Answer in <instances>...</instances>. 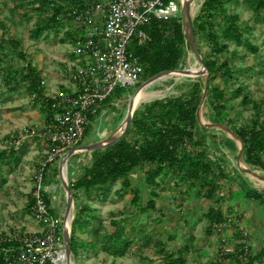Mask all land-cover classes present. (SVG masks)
I'll list each match as a JSON object with an SVG mask.
<instances>
[{
  "label": "rangeland",
  "instance_id": "rangeland-1",
  "mask_svg": "<svg viewBox=\"0 0 264 264\" xmlns=\"http://www.w3.org/2000/svg\"><path fill=\"white\" fill-rule=\"evenodd\" d=\"M202 1L194 15L198 12ZM178 2L181 6L182 0ZM225 6L238 12L249 42L255 48H245L244 44L237 45L228 41L226 56L229 57L235 70V77L229 82H224L222 78L214 81L221 85L226 84L228 90L241 83L244 90L254 100L259 101L264 96V21L261 14L253 12L246 0L226 1ZM49 12V7L39 8L36 0H0V19L4 22V26L0 27V146L4 147L13 142L19 154L18 162L3 164L0 168V231L10 235L22 231H40L43 228L42 223L34 217L32 207L28 209L27 205L28 194L33 195L37 182L36 175L40 173L42 190L49 198V207L63 234L66 192L59 172L61 156L48 160L51 147L44 127L45 110L41 104L32 101L26 84L4 83L6 68H20L25 60H29L40 71L44 91L48 95L52 96L60 90L72 87L76 67L82 61L77 60L70 50V39L64 29L65 22L59 28L45 30L39 38H33L30 34V29L35 25L36 20L43 15H48ZM177 14H180V9ZM12 38L19 43L16 48L12 46L10 40ZM196 43L197 46L199 44L201 52L206 55L209 50L201 36L196 39ZM194 60L188 45H185L184 53L175 68L186 67ZM193 78H202L204 82V77L200 75L190 78L189 76L165 77L151 82L146 87L147 91L150 89L149 91L152 92L151 95L140 101L135 109L142 107L151 98L186 93L192 81L195 80ZM146 79L141 73L139 82L125 86L127 89L125 92L104 103L89 122L78 145L95 143L110 137L123 118L134 91ZM197 110L202 122H200L199 133H205V143L201 145L203 144L212 156L220 158L222 169L226 174L225 178H220L223 179L224 187L226 185L228 188L237 187L238 192H241L240 190L244 187L255 188L264 196V180L255 174L264 175V169L258 165L249 164L243 155L239 157L240 142L232 134L233 130L230 126L226 124L240 125L249 122L253 110L249 106L242 105L239 97L226 102L229 119L226 123L214 121L212 112L204 100H200ZM261 116H264V109H261ZM210 123L219 125L210 126ZM207 129L212 132V136L209 131H204ZM92 150L77 147L68 157L66 160L68 182L76 179L84 167L91 162ZM262 157L264 158V152ZM46 161L48 164L43 167ZM130 176L133 178V184L137 181L136 184L139 186V200L133 204L130 202L133 192L131 188L121 185V178L115 180L110 188L104 191L85 193L82 190L70 189L73 197L69 211L70 230L71 221L80 204L87 207L83 213L85 217H90V214L93 216L89 226L82 225V228H76L77 240H89L92 238L91 229L97 231V250L79 245L78 254L74 256L71 253L73 264H158L161 261L160 246H163L165 251H174L183 241H189L190 248L187 251L189 264H199L198 262L213 258L219 247L227 245L233 249L239 241L244 240V235L251 246V251H256L255 245L252 247L253 243L250 242L251 218L245 221L242 212H237V220L234 224L227 223L219 230L215 228L210 231V237L204 236L203 228L207 224L204 213L210 205L219 206L225 213V217L235 213L228 208L223 195H218L214 200L204 198L202 195L190 197V194L184 190L185 183H178L176 179L168 176L163 179L159 177L160 184L154 188L158 193L155 196V208L148 214L145 211L139 212V207L145 204L149 188L140 184L142 180L140 171L137 169ZM73 192L78 195L77 199L74 198ZM240 194L239 199L243 198ZM253 203L251 206L243 200L245 212L249 213L255 209L263 213L261 216L264 215V205L256 200H253ZM188 209H192L195 213L190 225L187 220ZM134 215L136 216L133 217ZM112 220H116V224L112 223ZM132 224L142 225L145 236L151 239L148 244H144L136 231L131 230ZM116 227H122L123 234L129 233L130 238L134 239L122 256H114L101 249V240L104 235ZM240 230L243 235L240 234ZM254 264H264V256Z\"/></svg>",
  "mask_w": 264,
  "mask_h": 264
},
{
  "label": "trees",
  "instance_id": "trees-1",
  "mask_svg": "<svg viewBox=\"0 0 264 264\" xmlns=\"http://www.w3.org/2000/svg\"><path fill=\"white\" fill-rule=\"evenodd\" d=\"M226 1L232 2V0H203L198 12L192 18L196 39L201 36L209 50L206 55L203 54L198 44L204 65L208 70L204 101L211 110L214 121L217 122H228L226 102L235 98L239 97V102L242 105L249 106L253 110L249 122L240 125L226 124L242 140V155L245 161L264 169V158L262 157L264 152V116H261V109H264V96L256 101L244 90L241 83L228 90L226 84L221 85L214 81L217 78H222L224 82H229L235 77V70L229 57L226 56L228 41L237 45L244 44L245 48H255L249 42L238 12L226 7ZM36 2L39 8L49 7L50 12L48 15L38 18L30 29L33 38L41 37L47 29L59 28L62 21L56 16L65 14L68 5L81 3V0H36ZM246 2L255 14H261L264 21V0H246ZM2 26H4V22L0 19V27ZM141 28L146 31L149 38L139 42L135 37H132L128 48L138 56L143 66L144 79L161 70L175 68L184 53V46H187L180 14L169 18L152 17L142 24ZM65 32L70 40L74 38L73 30H65ZM10 40L14 48L19 46L14 38ZM42 81L40 71L29 60H25L24 65L20 68L5 69L4 83L8 85H11V82L26 84L32 101L41 104L45 110V122L48 123L53 120L59 107L53 105L55 99L44 91ZM203 85L202 78H197L192 81L190 89L186 93L153 98L145 102L139 109H135L124 134L106 146L94 148L91 162L84 167L76 179L68 182L69 188L73 191L82 190L85 193L96 190L104 191L109 189L115 180L121 178V185L131 188L133 192L130 197V202L133 204L139 200V186L136 184L137 181L133 184V178L130 175L137 169L140 171L142 180L140 184L149 188L147 190L148 198L145 204L139 207V212L145 211L148 214L151 209L155 208V196L158 193L154 188L160 184L159 177L163 179L168 176L176 179L178 183H185L184 190L190 194V197L202 195L204 198L214 200L218 195H222L220 192L223 188V179L220 178H225L226 174L222 169L221 160L212 156L211 152L203 144V146L201 145V143H205V133H199L201 125L196 111L202 99ZM126 90L125 86H117L102 101V105ZM101 106L96 113L90 114L89 122L100 111ZM89 122L85 125L84 132L87 130ZM204 131L210 132L209 129ZM210 134L212 136V132ZM18 161L19 154L13 142L4 147L0 146V168L3 164ZM47 164L48 161L44 163L43 167ZM240 191L238 193L247 199L258 200L264 205L263 193L257 189L244 187ZM42 193L48 210L51 212L49 198L43 190ZM73 196L78 198L75 192H73ZM33 202L34 197L29 193L28 209L32 207ZM86 208V205L79 204L71 221L69 245L74 256L78 254L79 245L97 250L96 230L91 229L92 238L89 240H77L75 236L76 228L90 224L93 215L85 217L83 213ZM204 214L207 217V224L204 227L207 234L216 228L215 225L218 222L226 219L225 213L217 205H210ZM234 214L237 217V211ZM112 223L116 224V220H112ZM130 228L136 231L144 244L149 243L151 239L145 236L142 225L132 224ZM240 234H242L241 230ZM129 235V233L123 234L122 227H116L104 235L101 240V249L114 256H122L134 241ZM6 237L7 234L0 231V247L17 243L13 238ZM243 239L229 251L219 247L213 258L198 263L254 264L264 256V244L252 252L251 246L245 240L246 235ZM154 242L159 241L154 240ZM189 248V241H183L181 246L174 251H165L163 246H160L161 261L158 264H189L187 259ZM0 264H7L2 251H0Z\"/></svg>",
  "mask_w": 264,
  "mask_h": 264
},
{
  "label": "built area",
  "instance_id": "built-area-1",
  "mask_svg": "<svg viewBox=\"0 0 264 264\" xmlns=\"http://www.w3.org/2000/svg\"><path fill=\"white\" fill-rule=\"evenodd\" d=\"M179 9L178 0H81L56 16L65 22V30L75 32L70 50L82 63L76 67L72 87L52 95L59 110L44 125L51 147L48 160L77 149L90 114L117 86L139 82L143 66L128 44L132 37L139 42L149 38L141 25L152 17L174 16ZM36 177L32 212L43 228L7 234L6 238L17 241L0 247L7 264H60L65 254L63 234L44 200L41 173ZM236 218L227 216L215 227L219 230Z\"/></svg>",
  "mask_w": 264,
  "mask_h": 264
},
{
  "label": "water",
  "instance_id": "water-1",
  "mask_svg": "<svg viewBox=\"0 0 264 264\" xmlns=\"http://www.w3.org/2000/svg\"><path fill=\"white\" fill-rule=\"evenodd\" d=\"M189 4H190V0H184V1H182L181 6H180V17H181V23H182V29H183V33H184V38L189 43L190 48L192 50V54L194 55V57L196 58L198 63L201 65V67L204 69V71L196 72V71H193L191 69H184V68L164 69V70H161V71L151 75L150 77H148L145 81H143L137 87V89H139L145 83L152 82L153 80H155L157 77H159L164 72H167V71H170V70H178V71H183L184 73H186L188 75H198V76L200 75V76L204 77L203 94H202L201 101L204 100L205 95H206V85H207V81H208V70L206 69V67L204 65L201 53H200V51L198 49V46H197V43H196L194 31H193V28H192V21L190 22V26L186 25V14L188 12ZM134 109H135V107H133L131 103H128L127 111L125 113V123H124L123 129L118 134L111 135L110 137H108L106 139H103V140H100V141L95 142V143H88V144L79 145L78 148H81V149H94V148H99V147L106 146V145L116 141L119 137H121L124 134V132L126 131L127 127L129 126L131 118H132V113H133ZM196 114H197L198 121L201 122L198 110L196 111ZM209 125L210 126H216V125H219V124L218 123H210ZM220 125H222V124H220ZM231 132L240 142V150H239V157H240L242 155V149H241L242 145H243L242 144V140L233 131H231ZM72 153H74V150H68L63 155V157L61 158L60 164H59V172H60L62 184H63L65 192H66V207H65L64 217H63V239H64V251H65L66 258H67V262L69 264H73V262H72V259H71V251H70V245H69L70 224L68 226L66 224V220H67V217H68V214H69V211H70V207L72 205L73 197H72V193H71V190L69 188V185H68V181L66 180V177H63L61 175V167H62V163H66V160L68 159V157ZM255 174L259 178L264 180V175L263 174H257V173H255Z\"/></svg>",
  "mask_w": 264,
  "mask_h": 264
},
{
  "label": "crops",
  "instance_id": "crops-1",
  "mask_svg": "<svg viewBox=\"0 0 264 264\" xmlns=\"http://www.w3.org/2000/svg\"><path fill=\"white\" fill-rule=\"evenodd\" d=\"M227 188H228L227 185H226V187H224V185H223V188L221 189L220 193L223 195L225 202L227 203V205L229 206L228 208H230L231 211L233 210V211H237V212H242L244 214L245 221H247L248 218H251L250 223L252 225H250V228H251L250 231L252 234H251L250 242L253 243L252 247H253V245H255L256 250H258L259 247L264 244V229H262V227H264V215L261 216V214H263V213H259V211L257 212V211H255V209H253L249 213L245 212V204H242L243 200H244V202H246L248 205H251V206H252V204H254L253 200L251 201V199H247L242 194H240V195L243 198L239 199L238 198L239 193H237L238 192L237 187L228 188V189ZM256 201L258 203H260L258 200H256ZM230 206H232V207H230ZM256 208H257V206H256ZM194 215H195L194 211L192 209H188L187 220H188L189 225L193 222ZM204 227H205V225H204ZM228 232H230V231H228ZM203 233H204V236L210 237V234L206 235L204 228H203Z\"/></svg>",
  "mask_w": 264,
  "mask_h": 264
},
{
  "label": "bare ground",
  "instance_id": "bare-ground-1",
  "mask_svg": "<svg viewBox=\"0 0 264 264\" xmlns=\"http://www.w3.org/2000/svg\"><path fill=\"white\" fill-rule=\"evenodd\" d=\"M184 1V0H182ZM201 0H190V4H189V8H188V12L186 14V25L190 26V22L192 21V18L194 16V12L196 11L197 7L199 6ZM192 4V5H191ZM189 49L191 50L190 48V45L189 43L186 41ZM191 53H192V50H191ZM194 56V55H193ZM189 57V56H188ZM190 58V57H189ZM195 58V57H194ZM184 69H191L193 71H196V72H201V71H204V69L201 67V65L198 63V61L195 60L190 63L188 66L184 67ZM181 76H189L190 77H194V76H197V75H188L186 73H184L183 71H178V70H170V71H167V72H164L162 73L159 77H157L155 80L157 79H162V78H165V77H181ZM195 79V78H193ZM153 80V81H155ZM152 81V82H153ZM160 82V81H159ZM151 83V82H150ZM150 83H145L144 85H142L139 89L135 90L132 97L130 98L129 102L128 103H131L133 107H136L138 105V103L142 100H144L145 98L149 97L151 95L152 92H150L149 90L147 91L146 90V87L150 84ZM161 83V82H160ZM164 84V83H163ZM160 92V91H159ZM172 92V91H171ZM163 96V95H162ZM160 97V96H158ZM152 99V98H151ZM147 100V99H146ZM127 111V110H126ZM126 113V112H125ZM124 123H125V114L123 116V118L121 119V121L119 122V124L116 126V128L114 129L112 135H116L118 134L122 129H123V126H124ZM242 164V163H241ZM243 165V164H242ZM246 173V172H245ZM248 173V172H247ZM254 173V172H253ZM252 173V174H253ZM61 175L63 177H66V163H62V167H61ZM261 184V183H260ZM70 219H71V215L68 214V217H67V220H66V224L69 226L70 224ZM60 264H69L67 262V258H66V255L64 254L63 256H60Z\"/></svg>",
  "mask_w": 264,
  "mask_h": 264
}]
</instances>
